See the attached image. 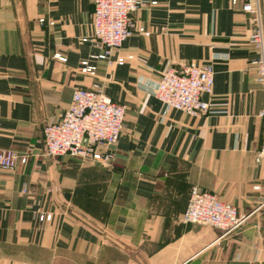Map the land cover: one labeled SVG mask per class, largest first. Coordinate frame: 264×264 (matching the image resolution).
<instances>
[{"label": "crops", "instance_id": "crops-1", "mask_svg": "<svg viewBox=\"0 0 264 264\" xmlns=\"http://www.w3.org/2000/svg\"><path fill=\"white\" fill-rule=\"evenodd\" d=\"M144 1L157 3L133 19L150 34L93 59L103 49L82 41L93 0H0V149L28 157L0 167V264H264V87L249 68L251 15L243 0ZM119 55L133 57L119 65ZM84 59L96 75L80 71ZM191 62L214 65L204 98L219 113L164 109L146 90L166 65ZM96 81L126 106L113 164L48 155L43 128ZM193 185L245 223L229 233L184 223Z\"/></svg>", "mask_w": 264, "mask_h": 264}, {"label": "built area", "instance_id": "built-area-1", "mask_svg": "<svg viewBox=\"0 0 264 264\" xmlns=\"http://www.w3.org/2000/svg\"><path fill=\"white\" fill-rule=\"evenodd\" d=\"M93 2V33L82 37V41L93 42L103 51L101 54L92 55L91 58H110L136 31L150 34L144 26L137 28L133 13L143 6L155 5L156 1ZM242 9L251 15L253 24L249 40L254 47L255 56L250 60L249 68L254 70L255 79L264 87V27L260 0H243ZM39 20L46 22L45 18ZM55 56L66 60L61 53H56ZM132 57L119 55L117 63L122 65ZM80 71L94 76L97 66L91 63L90 59H84ZM159 74L160 78L156 84L146 90L161 101L164 109L174 108L195 116L220 112L204 98V95L212 97L214 93L215 68L212 63L168 64ZM125 117L126 106L105 93L104 82L96 81L90 86L76 87L61 120L43 128L46 152L48 155H70L81 161L112 165L116 157L115 146L121 135ZM27 160V155H21L12 149H0V167L15 168L18 163H26ZM255 161L264 162V144L255 152ZM254 188L260 189V185L256 184ZM51 217L50 213L41 215L42 220H50ZM246 219L247 216L240 214L231 202L223 201L216 193L196 185L190 189L188 204L182 214L184 223L209 225L221 229L224 233L237 230Z\"/></svg>", "mask_w": 264, "mask_h": 264}]
</instances>
